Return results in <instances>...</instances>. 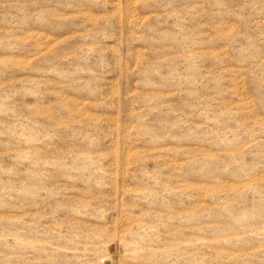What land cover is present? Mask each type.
Here are the masks:
<instances>
[{"label":"rangeland","instance_id":"rangeland-1","mask_svg":"<svg viewBox=\"0 0 264 264\" xmlns=\"http://www.w3.org/2000/svg\"><path fill=\"white\" fill-rule=\"evenodd\" d=\"M0 264H264V0H0Z\"/></svg>","mask_w":264,"mask_h":264}]
</instances>
